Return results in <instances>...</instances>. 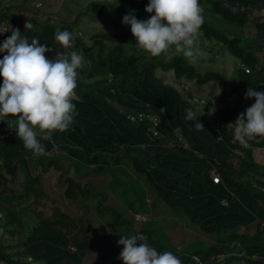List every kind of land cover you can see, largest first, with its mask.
Returning a JSON list of instances; mask_svg holds the SVG:
<instances>
[{"label":"trees","instance_id":"1","mask_svg":"<svg viewBox=\"0 0 264 264\" xmlns=\"http://www.w3.org/2000/svg\"><path fill=\"white\" fill-rule=\"evenodd\" d=\"M137 1L139 8L133 11L137 19L146 20L154 15L145 11L149 0ZM33 2L0 1V23L8 30L5 39L18 28L29 41L37 38L53 49L45 53L49 58L56 53L77 51L87 63L78 70L75 91L79 99L73 101L78 115L68 130L53 132L50 140L42 141L46 148L43 155L25 149L11 120L0 122V134H3L0 138V208L5 214L6 227L0 228V262L81 264L87 254L97 250L114 257L112 264H124L118 258L123 248L118 244L122 231L126 233L124 236L143 234L146 240L141 242L155 247L158 252H172L182 264H186L192 253L189 250L192 243L197 247L195 252L202 254L207 263L220 260L224 264H264V167L254 159L255 149L264 150V136L250 140L248 147L234 140L236 118L255 102L254 97L245 98L247 89L264 91L261 84H264L261 53L264 0H200L204 24L198 47L205 43L206 49L210 47V51L217 52L216 48L223 44L220 48H225L238 60L239 77L231 87H227V77L220 70L201 71L180 54L166 58L164 54L151 56L140 50L131 30L109 27L112 31H108L105 27L103 31L87 35L76 33L71 24L55 25L52 18L42 14V6ZM28 22L33 25L30 30L25 29ZM57 28L73 34V48L65 49L55 41ZM247 28L254 29L255 33L252 35L249 31L250 41L240 45ZM5 54L0 53V59ZM241 64L248 66L249 72H245ZM213 81L219 82L221 87L218 96L212 88L204 89V85ZM2 82L3 77H0V85ZM201 99L203 103L198 101ZM186 109L196 112L194 120L185 119ZM137 111L157 117L158 137L153 136L152 121H127L126 114ZM199 116L203 130L195 127ZM178 133L200 156L178 144L175 137ZM53 149H60L90 165L92 174L110 173L113 181L132 193L138 185L126 183L123 175L127 174L128 166L133 167L135 177L139 179L142 175L154 192L151 208L137 210L144 212L148 219L136 220L133 214L136 210L131 212L134 207L130 201L122 204L117 198L119 202L116 199L115 203L104 202L108 197L105 189L94 190L90 184L82 185L71 176L61 178L64 169L48 154ZM263 159L264 156L262 162ZM33 160L36 167L43 166L44 172L50 167L59 170L56 185L60 190L56 197L69 200V205L79 211L78 215L55 212L38 216L36 212L29 219L24 217L26 211H34L32 205L37 204L39 198H51L48 188L41 187V174L28 173ZM19 172L24 174L29 187L9 188L5 175L9 174L13 181ZM117 174L123 179L113 176ZM214 175L219 176L218 183L213 182ZM87 195H98L95 210L99 214L104 216L109 212L105 225L82 206ZM143 201L146 203L145 199ZM159 205L177 215L171 218L178 228L167 227L162 222L160 231L164 241L154 235V228L142 225L150 221L152 209L156 214ZM178 215L190 226L196 225L201 232L199 237L187 235L189 229H183L185 224L177 220ZM95 226L103 229L96 237ZM164 228L168 233L163 234ZM172 228L176 231L172 232ZM14 236L16 239L8 244L7 238ZM206 236L214 238L209 242ZM71 245L75 247L72 252ZM27 256L31 261L26 260Z\"/></svg>","mask_w":264,"mask_h":264},{"label":"clouds","instance_id":"2","mask_svg":"<svg viewBox=\"0 0 264 264\" xmlns=\"http://www.w3.org/2000/svg\"><path fill=\"white\" fill-rule=\"evenodd\" d=\"M42 4L41 0V5L36 6ZM145 11L154 15L141 20L135 15L126 14L122 19V23L130 25L140 50L151 56L174 50L190 61L198 58L197 44L204 24V9L200 0H149ZM32 28L30 22L25 24L26 30ZM14 29L6 39V33L0 34V53H6L0 59V77H3L0 85V120L14 117L10 119L11 126L25 149L43 155L46 148L42 141L50 140L53 132L68 130L78 115L73 103L79 99L75 91L78 70L85 67L87 62L83 54L77 51L56 53L49 58L45 53L53 49L41 44L37 38L29 41L18 28ZM54 38L65 49L74 47L73 34L67 29L57 28ZM253 97L255 102L234 122V140L243 147H248V142L256 136H264V91L248 88L245 98ZM196 115L192 109H186L185 119L194 120ZM200 116L195 127L203 130ZM145 240L143 234L121 236L118 244L123 248L118 258L124 264H182L181 259L172 252H158L155 247L141 242ZM192 255L204 257L192 251L186 264L192 260Z\"/></svg>","mask_w":264,"mask_h":264},{"label":"rangeland","instance_id":"3","mask_svg":"<svg viewBox=\"0 0 264 264\" xmlns=\"http://www.w3.org/2000/svg\"><path fill=\"white\" fill-rule=\"evenodd\" d=\"M1 1V0H0ZM35 0H31V2ZM43 5L40 8L42 11V14L46 16L48 19H53L55 25L60 26L62 24L70 25L76 30V33H81L84 35L91 34L94 32H100L103 31L106 27L108 31L112 27L115 30L118 31H127L131 30L130 25L122 23L123 16L126 14L134 15L133 11L137 10L138 7V1L137 0H42ZM33 2V3H34ZM249 28V26H247ZM245 29L244 34L241 40L240 45L247 44V41H250V35L248 34L250 31V34L254 35L255 30L254 29ZM252 30V31H251ZM14 31V30H13ZM246 31V32H245ZM250 37H249V36ZM248 36V37H247ZM202 36L199 35L198 43L201 41ZM252 39V38H251ZM203 40V39H202ZM264 40V38H263ZM219 44V43H218ZM205 43L202 44V46L197 47L199 49V56L195 61H190L187 59L191 64L196 65V67L203 71L206 69H216L220 70L222 73H224L227 77V87H231L232 83H234V80H237L239 77V74L237 72L238 68V60L233 56L230 55L225 48L223 47V44H219L220 47H217L216 51H210V47L207 49L205 48ZM215 53V55H214ZM263 53V52H262ZM174 54H177L174 50H170L167 54H164V57L168 58ZM259 55H261L259 53ZM215 56H219L218 58H214ZM264 56V55H263ZM260 62H263V59H260ZM264 85L263 83H261ZM216 93V96L218 94L220 95L221 87L219 85V82L213 81L211 83H208L204 85V89H210ZM10 119H13L14 117L9 116ZM2 121H9L7 117L3 118ZM164 145V144H162ZM255 157L254 159L256 162L262 163V167H264V162L261 161V157L264 156V150L258 151L255 149L254 151ZM49 156L56 159V162L58 163V166L62 167L64 169L62 177L71 176L75 180H78L82 185L84 183L90 184L91 187H93L94 190H102L105 189L108 191L107 195L108 197L105 198L104 202L115 203L118 201L117 198H119L120 202L122 204H127V202H132L134 209H131V212L133 210H136L133 212L134 216L135 214L140 213L137 210H148L150 205L152 204V200L154 197V192L149 185H147L145 179L142 177V175H139V179H137L135 176L137 173L134 172L133 167L128 166L127 167V174L123 175L124 180L136 183L137 188L135 189V192L132 193L128 189H122V187L113 181L111 174L108 172H99V173H90L89 167L90 165L86 164L85 162H80L77 159H73L70 156L66 155L63 151L60 149H53L49 153ZM264 161V159H263ZM77 166V169H76ZM59 167V168H60ZM62 169V170H63ZM118 171V170H117ZM79 172V173H78ZM28 173L32 175L41 174V180L40 184L42 185L43 189H47L49 192V197L46 196L41 197L38 199V203L32 205L34 211H26L24 214V217L29 219L33 216V214L38 213V216H48L52 213L54 215L55 212L61 213V212H67L70 215H78L79 211L75 210V206H70L71 202L69 200H61L56 197V193L58 189L60 190V187L56 185V182L59 178V170L55 167H50L48 170L44 172L43 166L38 165L35 166L34 160L30 162ZM121 175V174H120ZM118 178H122L117 175H113ZM9 188H16L21 190L23 187H29L28 183L24 181V174L19 172L15 179L12 181L10 179V175H5ZM130 177H133L134 181L130 179ZM123 179V178H122ZM128 183V182H126ZM127 186H129L127 184ZM132 186V185H131ZM93 190V191H94ZM122 195L123 198H120ZM145 195V198L143 197ZM98 198L97 196L87 195L86 199L82 201V206L89 212L90 216H93L96 220H98L102 225H105V218L109 215L108 213H105L104 216L99 214L95 210L96 200ZM116 199V200H114ZM143 199H145L146 203H143ZM118 201V202H119ZM160 206V205H159ZM162 206V204H161ZM159 207L158 210H156V214L154 215V210L152 209V214L149 215L150 221L146 224H142L143 226H151L155 229V234L157 237L161 236L160 226L162 225V222L164 221V224L167 225V227L173 225L176 227L175 223H173L175 220L171 218V216L175 215L168 211L166 207ZM161 208V209H160ZM18 209V207H15V210ZM158 213V214H157ZM0 228H6L4 226L5 220L3 217L5 216L4 212L0 208ZM177 216V215H175ZM179 217H176L179 222H183L185 226L183 227L184 230H188L189 232L187 235H194L199 237V234L201 232L196 228V225L190 226L191 224L188 223V221L178 215ZM23 220V219H22ZM25 222V220H23ZM7 226V225H6ZM135 226H138L135 224ZM96 231L94 233V236L98 234V232H102L103 229L101 226H95ZM188 227V228H187ZM176 230L172 228V232H175ZM120 231L119 236H124L126 233ZM168 233L165 228L163 229V234ZM204 235V234H203ZM203 235L201 238H203ZM2 236V233H0V238ZM214 237H208L206 236L205 239L211 242V240ZM12 239H16V236L7 238V243L10 244ZM162 241H164V237L161 236ZM169 243L171 241L167 239ZM212 244V243H210ZM21 248V247H19ZM75 248V247H74ZM196 246L193 245L189 248L191 251H196ZM106 256V259H105ZM227 256V255H226ZM31 258H26V260L31 261ZM102 259H104L102 261ZM114 261V257L109 256L107 253H102V251L94 250L91 254H87V257L83 258L81 264H112ZM2 264H4L1 261Z\"/></svg>","mask_w":264,"mask_h":264},{"label":"built area","instance_id":"4","mask_svg":"<svg viewBox=\"0 0 264 264\" xmlns=\"http://www.w3.org/2000/svg\"><path fill=\"white\" fill-rule=\"evenodd\" d=\"M36 5H41V0H37L36 2ZM7 31V26H5L3 24V22L0 23V34L2 35H5ZM262 55H264V50H263V53ZM241 68L245 71V72H249L250 68L244 64H241ZM200 101L201 103L204 102V100H198ZM126 119L128 122L130 123H135V122H141V121H152V125H151V130L153 132V136L155 137H158L160 134H159V131L156 129V126L158 124V119L157 117H152V116H149L147 113H145V111H137V112H134V113H127L126 114ZM3 136V134L1 133L0 134V138ZM176 137V140L178 142V144H181L182 148L183 149H186V150H189L191 151L193 154L197 155V156H200V153L196 150V149H193L191 148V146L189 145V143L182 137L181 134H177ZM168 145H171L170 143H168ZM237 151V149L235 150ZM0 165H1V161H0ZM219 176L218 175H214L213 176V180L215 182H218L219 181ZM262 190L264 191V188H262ZM135 219L136 220H142V221H145L147 220V217L145 215V213H138V214H135ZM69 250L70 251H73L75 250L74 246L71 245L69 247ZM30 258V257H28ZM192 260L187 262V264H224L223 261H220V260H217L216 262H212V263H207L204 259H202V257L198 256V255H192ZM253 258H255V256H253ZM31 260V259H30Z\"/></svg>","mask_w":264,"mask_h":264},{"label":"crops","instance_id":"5","mask_svg":"<svg viewBox=\"0 0 264 264\" xmlns=\"http://www.w3.org/2000/svg\"><path fill=\"white\" fill-rule=\"evenodd\" d=\"M36 2V1H35ZM263 42H264V40H263Z\"/></svg>","mask_w":264,"mask_h":264}]
</instances>
